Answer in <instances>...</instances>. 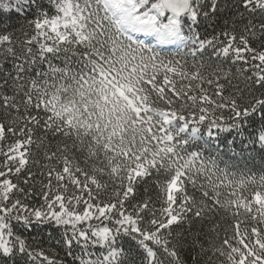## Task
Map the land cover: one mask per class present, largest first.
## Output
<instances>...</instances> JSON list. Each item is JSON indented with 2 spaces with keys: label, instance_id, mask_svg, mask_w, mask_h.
Segmentation results:
<instances>
[{
  "label": "snow or ice",
  "instance_id": "obj_1",
  "mask_svg": "<svg viewBox=\"0 0 264 264\" xmlns=\"http://www.w3.org/2000/svg\"><path fill=\"white\" fill-rule=\"evenodd\" d=\"M0 9L32 29L19 40L0 18V54L16 70L12 94L0 92V264H58L14 231L13 221L33 219L70 226L64 244L69 256L80 248L79 264H184L187 237L173 226L194 223L200 264H264V0H0ZM230 9L219 35L201 38V19ZM239 83L244 105L225 96ZM219 109L241 134L259 117L244 147L259 144L262 174L211 154L214 129L225 130ZM40 158L43 203L30 207ZM96 245L105 251L92 259Z\"/></svg>",
  "mask_w": 264,
  "mask_h": 264
},
{
  "label": "trees",
  "instance_id": "obj_2",
  "mask_svg": "<svg viewBox=\"0 0 264 264\" xmlns=\"http://www.w3.org/2000/svg\"><path fill=\"white\" fill-rule=\"evenodd\" d=\"M231 2V0H229ZM3 10L0 9V12ZM231 15L232 10H228L227 12H221L219 14V18L215 20H203L201 19L199 23V27L197 29L198 32L201 33V38H211L214 34L219 35L220 31L222 30L224 20L228 19L231 22ZM245 16L248 19H252L251 16H248L245 13ZM7 17L10 22L12 23L14 29L17 32V36L19 40L25 39L24 33L31 34L32 29L29 27L27 22L19 16L12 14L9 16L8 13H3V16L0 18ZM256 21H259V14L256 16ZM142 39L145 37L141 36ZM150 39V38H149ZM35 51V48H34ZM177 48L173 45L164 46V54L172 56L176 55V58L179 59V55H177ZM212 52L211 49H208V54L210 55ZM18 54L20 53V49L18 48ZM207 58V56L205 57ZM191 59V58H189ZM213 60L216 58L213 56ZM221 60H224V57H220ZM13 59L5 58L3 54H0V92H3L6 95L12 94V89L14 85L12 84V77L15 76L16 70L14 68ZM226 67H232L230 64H226ZM38 69L42 68V65L37 64L36 66ZM235 68H233V72ZM32 70L30 69V75ZM5 81H8L7 86L5 85ZM223 82V81H222ZM232 83L235 85L237 84L236 80H233ZM207 87V86H206ZM238 88L243 91H237V89L228 87L227 91L225 92V96L229 94L233 95V98L237 99V103L240 105H244L245 102L248 100L247 91L244 90L243 83H239ZM258 94V93H257ZM232 113L228 109H219L216 110V115L214 118L223 117L222 120L219 122L223 125L225 130H215L218 131L219 141L215 139L212 140L209 148L211 150L212 155H216L217 151L222 154V159L227 160L230 164L236 166L233 170L238 171H246L247 168H251L253 172L257 173V175L261 173V166H262V156L259 153V144L256 145L257 151H253L251 148H245L244 146L248 144V140L250 136H258L260 129L262 127L261 121L258 116H254L249 119L248 123L244 125L243 133L236 129V128H229L228 125L232 123L230 117ZM243 123V121H241ZM205 122L204 125H201L202 131L205 132ZM195 126V125H190ZM37 135L41 136L42 138L46 139V142L55 146L59 143V137H52L50 134L45 132L38 131ZM229 142H232L231 145ZM231 147V151H230ZM206 155L209 153L206 152ZM254 158V159H253ZM48 162L45 161L43 158L37 159L34 166L31 167V172L34 174L35 179L32 181L33 185V192L37 194L30 198V207H39L42 205L43 201L38 195V189L40 188V181L43 179L40 176V173L45 171L46 168L42 167V165H46ZM221 167H223V163H221ZM21 180L24 179L23 176L20 177ZM24 187V185H21ZM147 187L154 191L151 180L149 181ZM159 207V205H157ZM231 218H227L225 221H221L222 224L229 223ZM92 223L94 226H100L99 222L93 220ZM13 229L17 232V234L21 235L23 238H26L29 244L32 245V248L35 249L37 252L43 251L46 255L49 256L50 259H55L58 264H79V260L75 259V257H79L81 255L80 248L76 245H73V255L69 256L67 254V247L64 244V233L70 230V226L65 225H57L54 221H46L43 223H37L34 219L30 226L25 227L23 221H13ZM110 227L112 225H109ZM80 227H86V225H80ZM201 231V225L199 223H194L191 228L189 225L183 224L180 226H173L174 233H183L187 240L185 242V247L182 252V256L184 259V264H200V257L198 256L199 253V243L194 242V234H197ZM125 245L127 246V240L124 241ZM94 253L92 259H95L96 255L104 253L105 249L102 245H96L88 249ZM106 254V253H105ZM7 264H14L13 260H9ZM15 264H20V261L17 259ZM36 264H40V261L37 260Z\"/></svg>",
  "mask_w": 264,
  "mask_h": 264
}]
</instances>
